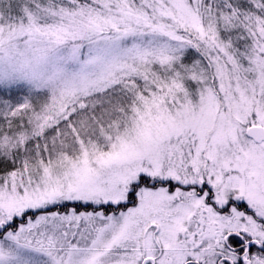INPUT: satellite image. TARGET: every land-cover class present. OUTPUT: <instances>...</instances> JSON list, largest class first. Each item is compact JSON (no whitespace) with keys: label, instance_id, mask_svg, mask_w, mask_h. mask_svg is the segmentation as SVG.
<instances>
[{"label":"snow or ice","instance_id":"6c2138e0","mask_svg":"<svg viewBox=\"0 0 264 264\" xmlns=\"http://www.w3.org/2000/svg\"><path fill=\"white\" fill-rule=\"evenodd\" d=\"M0 264H264V0H0Z\"/></svg>","mask_w":264,"mask_h":264}]
</instances>
